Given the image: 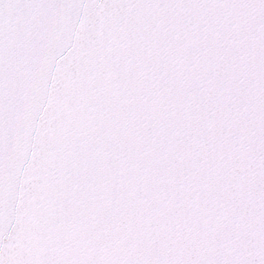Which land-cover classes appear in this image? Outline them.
Wrapping results in <instances>:
<instances>
[{
	"label": "snow or ice",
	"instance_id": "6c2138e0",
	"mask_svg": "<svg viewBox=\"0 0 264 264\" xmlns=\"http://www.w3.org/2000/svg\"><path fill=\"white\" fill-rule=\"evenodd\" d=\"M0 264H264V0H0Z\"/></svg>",
	"mask_w": 264,
	"mask_h": 264
}]
</instances>
